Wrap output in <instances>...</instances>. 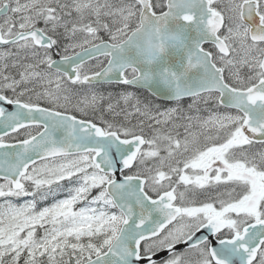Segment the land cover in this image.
I'll list each match as a JSON object with an SVG mask.
<instances>
[{
	"label": "snow or ice",
	"instance_id": "6c2138e0",
	"mask_svg": "<svg viewBox=\"0 0 264 264\" xmlns=\"http://www.w3.org/2000/svg\"><path fill=\"white\" fill-rule=\"evenodd\" d=\"M0 264H264V0H0Z\"/></svg>",
	"mask_w": 264,
	"mask_h": 264
}]
</instances>
